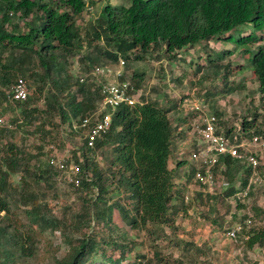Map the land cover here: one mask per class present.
I'll return each mask as SVG.
<instances>
[{
    "label": "trees",
    "instance_id": "16d2710c",
    "mask_svg": "<svg viewBox=\"0 0 264 264\" xmlns=\"http://www.w3.org/2000/svg\"><path fill=\"white\" fill-rule=\"evenodd\" d=\"M86 6V0H0V55L5 49L10 48L6 63L2 62L0 56V93L8 106L16 107L19 104L22 107L20 112L26 123L37 117L34 110L26 107L30 94L24 101L12 102L7 99L6 90L16 81L19 73L26 79L23 59L26 58L27 61L31 59L28 53L36 55L44 68L40 79L49 77L51 80L53 91L45 99L48 109L56 110L60 121L70 126L73 119H82L99 109L101 101L99 83L92 80L79 82L75 78L70 84L68 76L65 78L60 76L66 72L62 64L59 63L56 68L53 63L57 49L65 54H71L84 47L83 36L75 25L74 17L79 16ZM28 18L29 22L26 21ZM98 19V29L93 33L92 40L86 35L87 44L102 38L104 46L100 48L94 45L90 52L82 54L83 61H80L86 69L95 64L118 63L120 57L141 59L143 55L149 53L148 51L158 53V57L177 60L181 51L188 52L190 48L202 42L222 39L235 46L234 49L224 52L222 58L238 48L242 49L240 53L247 59L244 68L252 71L257 82V90L264 94V31L262 32L264 0H130L128 5L105 4ZM21 23L25 24L26 31L18 29ZM242 27L246 28L239 30ZM235 32L238 33L237 38L233 35ZM254 44L255 47L251 46ZM16 48L21 52L14 56L11 53ZM101 58L105 60L100 62ZM219 60L222 59L208 66L215 67L216 71L220 70L223 64ZM52 74L55 76L52 77ZM142 80L143 74L139 73H135L131 78L136 89L140 87ZM226 82L227 80L224 81V86H227ZM168 111V108L163 109L152 101L134 106L121 105L113 113L109 130L96 140L92 148L86 147L82 139L79 148L73 149V157L81 169L79 188L87 189L93 186L98 189V195L92 202L94 218L90 217L89 211H85L84 214L82 212L76 221L78 227H87L90 225V219L102 221L105 226L111 223L115 204L108 205L107 198L110 197V189L115 184L111 177L114 178L116 174L117 189L123 186L131 193L133 213L116 204L125 216H128L126 215L128 213L132 218L129 220L131 226L165 223L170 220L167 212L173 211L174 214L178 211L173 202L181 190L173 189L174 175L168 167L173 134ZM215 114L220 117L217 111ZM254 124L255 117L243 121L242 126L246 131L253 129L252 134H262L263 130L256 129ZM69 126L70 135L75 133L84 135V130L74 132ZM10 129L3 128L0 131L8 132ZM39 130L47 138H53L51 130H44L43 127H39ZM6 144L2 143L0 154V251L3 253L0 264H15L16 252L29 251L34 236L29 233L30 230L27 231L28 234L22 232L24 223L18 220L16 222L19 226L13 228L17 230L14 232H9L3 222L7 221L12 213L9 197L10 190L13 189L11 183L13 173L20 169L25 173L24 177L20 176L21 191L19 189L16 201L25 207L23 213L29 219L27 225L30 229L33 226L36 230V227L42 230L46 228L55 230L60 226L62 229L63 225L49 216L46 205L38 200L35 191L24 189L27 175L37 183L47 181L55 173L52 165L49 163L30 165L31 157H27L26 151L13 143ZM105 144L110 145L111 150L109 176L103 175L101 170H93L94 167L89 166L87 156V151ZM238 164L243 166L238 160L225 155L220 157L215 169L225 167L223 173L231 185L235 179L233 177L235 166ZM244 170L246 174L242 186L246 184L248 174V169ZM225 191L223 192L225 196H231L235 193V188L229 186ZM104 194L108 197L101 196ZM213 197L217 196H210ZM14 213L17 212H13V217L18 218L19 216L15 217ZM67 242L70 247L67 254L56 260L55 264H141L138 262L140 256L137 262L124 263L126 257L124 245H119L109 236L89 234L77 239L76 243L72 240ZM254 245L264 246V226L249 231L245 246L251 249ZM190 246L187 244L185 247L189 249ZM108 247L119 248V256L115 258L108 254L106 250ZM98 254L101 256L100 259ZM153 255L152 259L155 261L162 260L160 252H154ZM152 259L145 264H152L154 262Z\"/></svg>",
    "mask_w": 264,
    "mask_h": 264
},
{
    "label": "rangeland",
    "instance_id": "374dc122",
    "mask_svg": "<svg viewBox=\"0 0 264 264\" xmlns=\"http://www.w3.org/2000/svg\"><path fill=\"white\" fill-rule=\"evenodd\" d=\"M129 2L130 0H86V8L79 16L74 17L75 25L78 26L83 36L84 47L71 54L56 50V59L53 63L56 68L59 63L62 64L66 71L60 76L64 78L68 76V82L71 84L82 71L88 70L81 64L82 54L90 52L94 45L100 48L104 46L102 38L95 39L92 44H87L86 39V35H88V38L92 40L93 33L98 29L97 23L102 7L107 3L128 5ZM26 21L29 22L30 18ZM245 28L242 27L239 30ZM18 29L20 31L27 30L24 23H21ZM233 35L235 38L238 37L236 32ZM251 46L255 47L256 44ZM234 47L233 43L215 39L208 43L197 44L194 46V50L189 49V52L181 51L177 60H169L163 56L158 57V53L148 51L149 53L143 55L141 59L126 58L124 73L127 79L132 78L135 73L143 74V80L138 88L139 100L156 102L163 109L168 108L172 112L170 117H173V114L176 115L177 111L183 114L178 109V100L185 97L186 92H194L195 97L205 101L209 113H214V105L209 101L218 102L217 105L222 107L219 111L220 123L223 120L224 126L227 123L229 126L235 125L236 122L242 123L249 116L252 119L256 118L255 128L263 130L264 94L257 90V82L252 71L244 68L247 65V59L244 54L240 53L242 49L238 48L222 58L224 52L226 53ZM20 52L21 50L16 48L11 54L16 56ZM8 53H10L9 47L0 55L2 62L6 63ZM28 56L31 57L29 61L26 58L23 59L26 66L24 76L30 89V100L26 107L34 110L35 117H37L30 123H26L25 117L20 112L22 107L19 104L16 107L8 106L0 93V113L6 116L12 125L8 132L0 131V143H13L26 151L27 157H31L30 165L36 166L38 163L46 165L48 164L47 144L49 142H56L59 155L66 157L67 149L79 148L83 142V135L80 136L79 133L70 135L69 125L60 121L61 118L56 110L48 109L45 98L53 91L51 80L49 77L44 80L40 79L44 68L36 55L28 53ZM218 59H222L219 62L221 61L223 64L220 70L216 71L215 67L208 66V64L218 63ZM103 60L105 58H101L100 62ZM16 73L19 72L16 71ZM20 74L22 73H19V76ZM54 76L55 74H52V77ZM225 80H227V86H224ZM239 83H243L242 89L237 87ZM233 87L238 88L237 91L229 94ZM77 98L79 99L80 96ZM187 115L189 116L187 118L189 128L182 130V134L191 132L190 121L193 117ZM223 125L220 126L223 128ZM39 127L51 130L53 138H47L39 130ZM181 144L186 145V138H183ZM87 156L89 166L94 167L93 170H101L103 175L109 176L110 145L105 144L93 148V150L87 151ZM259 156L261 181L252 186L248 196L244 199H237L235 194L231 196L220 194L213 198L210 196L207 198V195L205 197L196 195V191L192 189L196 187V183L192 180V169L188 170L192 160L191 157L186 158L184 170L180 169L175 174L176 178L173 182V189L181 190L180 195L177 194V199L173 202L180 212L178 214L175 212L173 214V211L167 212V215L170 216L168 222L156 225L147 224L146 226H131L129 220L132 218L129 217V214L126 213L128 216H125L117 208L116 204H120L133 213L131 193L123 186L117 189L118 174H116L114 178L111 177L115 184L110 189V197L106 194L101 195L108 197V205L115 204L111 223L105 226L102 221L96 222V220L90 219V225L78 227L76 221L79 220L82 212L84 214L85 211H89L90 217L94 218L92 202L98 195V189L93 186L81 189L79 186L69 184L62 178V174L52 166L55 173L47 181L42 180L37 183L27 175L24 189L36 192L38 200L46 205L49 216L59 221L63 225L62 229L61 226L55 230H49V228L42 230L40 227H36V230L33 226L30 229V226L27 225L29 219L23 213L25 207L16 201L19 197V189L21 191L19 188L22 184L20 176L24 177L25 175L23 169H20L11 175L13 189L10 190L12 197H9V202L12 213L9 215L10 218L3 222L9 232L17 231L13 230L14 227L19 226L16 220L24 223L21 231L28 234L27 231L30 230L29 233L33 234L34 238L29 251L16 252L17 258L14 262L15 264H55L56 260L67 254L70 248L68 240L76 243L77 239L83 235L97 234V236H109L119 245H124L126 256L124 263L135 262L140 256L138 262L145 264L153 258V253L158 251L161 253L162 260L152 259L154 260L152 264H264V246L254 245L251 249L245 246L246 238L244 236L255 229L256 225L250 228L245 227L235 240L230 239L226 233L236 224H243L249 215H252L255 223L264 220V150L260 152ZM68 158V163L76 162L74 157L68 156ZM171 163L168 164L169 168H173ZM244 168L245 166L240 164L235 166L233 175L235 179L230 185L235 188V192L243 187L241 183L246 174ZM185 194L191 198L187 203L182 198ZM13 212H17L18 215L14 213V216L19 217L14 218ZM108 228L110 229L108 230ZM187 244L191 245L189 249L185 247ZM106 250L115 258L120 254L119 248L108 247ZM143 256L144 258H142ZM2 257L3 253L0 251V260ZM98 258H101L100 254H98Z\"/></svg>",
    "mask_w": 264,
    "mask_h": 264
},
{
    "label": "built area",
    "instance_id": "2783aa9c",
    "mask_svg": "<svg viewBox=\"0 0 264 264\" xmlns=\"http://www.w3.org/2000/svg\"><path fill=\"white\" fill-rule=\"evenodd\" d=\"M125 59L119 58L118 63H106L92 65L87 71H82L77 79L79 82L97 81L99 83L101 101L99 109L84 118L73 119L70 128L77 132L84 130L83 139L86 147L92 148L96 140L106 133L112 122L115 110L121 105L134 106L146 103L147 100H139L138 89L124 73ZM30 90L27 80L18 76L16 81L6 90L9 101L21 102L28 98ZM178 109L184 114L192 115L190 121L191 132L195 134L196 148L190 152L193 165L192 180L197 188L207 196H218L230 186L223 171L225 167L217 168L221 156L238 160L248 169L246 184L234 194L237 199H244L248 196L252 186L261 181L259 175L260 152L264 150L263 133L246 134L242 125H237L234 134H228L220 126V117L215 113H209L208 106L203 99L195 97L194 92L187 93L185 97L178 100ZM12 128L6 116L0 113V129ZM56 142L47 144V162L55 167L65 181L78 187L81 183V169L77 162L68 163L69 157H73V149H67L66 157H61L57 150ZM2 144L0 143V154ZM71 151V152H69ZM184 201H190V196L185 194ZM249 215L243 224H236L226 233L230 239H236L238 234L243 232L245 227L264 226V220L255 223ZM254 225V226H253ZM246 239L249 233L244 236Z\"/></svg>",
    "mask_w": 264,
    "mask_h": 264
},
{
    "label": "crops",
    "instance_id": "0c3cea01",
    "mask_svg": "<svg viewBox=\"0 0 264 264\" xmlns=\"http://www.w3.org/2000/svg\"><path fill=\"white\" fill-rule=\"evenodd\" d=\"M190 50H194V48H190ZM188 52H189V50H188ZM179 61H185V60H179ZM242 85H243V83H239V85L237 87L242 89ZM212 87H214V86H212ZM209 88H211V87H209ZM238 88L233 87L231 89L232 92L230 91L229 94L236 92ZM187 93H189V92H186L185 94H187ZM209 102L215 106L214 107L212 105L214 108L213 112L215 113V111H217V113H219V111L221 110L222 107L217 105L218 102L217 101H214V103L212 101H209ZM167 114H168V118L171 121V124L173 126V134H172V141H171V148H170V155H169V159H168V164H169V162H172L171 164H173V168H170V169L173 171V175H174L173 182H174V179L176 178L175 174L178 171H180V169L184 170V168H185L184 163L187 160L186 158L189 159L190 158V152L196 148V145H195L196 136L192 132H190L189 134H182L183 133L182 130H184L185 128H189V125H188L189 121L187 119L189 117L188 115H186L184 113L183 114L179 113L178 111H177L176 115L173 114V117H170V114H172L171 111H168ZM245 119L249 121L252 118L248 116ZM243 121H242V123H243ZM222 122H223V120L221 121L220 125H223ZM242 123H239V124L242 125ZM236 124H238V122H236ZM236 126L237 125L229 126V123H227L225 126L223 125L222 130L224 132L232 135V134H234V130H235ZM241 127L243 128V126H241ZM243 130L245 131L246 134L252 133L254 131L253 129L246 131L245 128H243ZM183 138H186V145L181 144ZM190 168L193 170L192 164L189 166L188 170ZM192 189H194V191H196V195L201 196V197L204 196V194L197 188V186L195 188H192ZM175 212L178 214L180 211H175Z\"/></svg>",
    "mask_w": 264,
    "mask_h": 264
}]
</instances>
